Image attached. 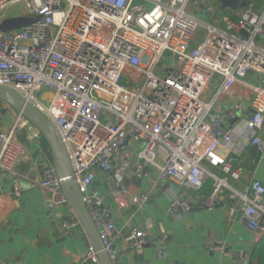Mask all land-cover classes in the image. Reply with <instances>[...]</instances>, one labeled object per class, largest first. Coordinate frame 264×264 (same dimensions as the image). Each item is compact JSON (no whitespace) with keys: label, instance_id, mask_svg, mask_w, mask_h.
<instances>
[{"label":"built area","instance_id":"built-area-1","mask_svg":"<svg viewBox=\"0 0 264 264\" xmlns=\"http://www.w3.org/2000/svg\"><path fill=\"white\" fill-rule=\"evenodd\" d=\"M214 5L215 0H0V25L37 19L25 28L0 31V86L21 96L56 129L111 264H119L118 240L132 252L147 243L144 232L129 222L122 237L110 210L90 191L97 171L113 170L114 157L121 163L129 159L126 143L144 166L157 171L160 184L182 189L169 201V213L186 212L189 204L211 209L226 198L229 212H239L255 240L264 236V184L253 180L240 190L229 184L242 175L229 161L233 153L243 154L248 144L264 150L259 137L264 48L258 45L264 39V0H248L238 12L221 15ZM8 10L16 15L6 16ZM43 88L51 94L38 100L34 93ZM6 109L0 101V110ZM242 112L244 124L228 128ZM27 127L18 113L13 127L0 133L1 172H12L27 153L24 143L32 140ZM40 171L41 178L31 182L49 207H68L52 164L42 159ZM208 181L209 192L198 197ZM111 195L119 208L128 205L126 197L135 207L152 197L126 189ZM78 224L69 214L60 227L68 235ZM84 237L82 232L79 238ZM87 261L98 264L92 246L81 262Z\"/></svg>","mask_w":264,"mask_h":264},{"label":"crops","instance_id":"crops-1","mask_svg":"<svg viewBox=\"0 0 264 264\" xmlns=\"http://www.w3.org/2000/svg\"><path fill=\"white\" fill-rule=\"evenodd\" d=\"M256 2L258 6L262 4V1ZM214 7L218 15L233 12L230 9L219 11L217 4ZM258 45L264 48V39L259 40ZM260 81L256 83L260 84ZM262 84L264 88V80ZM237 117L239 120L236 124L242 126L246 113L242 112ZM30 135L32 142L24 143L27 153L18 160L13 171H0V263L93 264L81 262L92 243L77 215L69 207H49L47 196L31 182L41 178L40 164L43 157L38 148L37 134ZM259 137L264 144V130ZM129 145H124L125 151L131 152L129 159L121 163L120 156L114 157V176L97 171L90 191L94 190L103 205L110 210L122 237L127 233L126 225L129 222L144 232L145 245L155 239H160V243L147 248L143 246L132 252L122 239L118 240L116 253L119 264H264V236L255 240L256 235L247 231L241 223L239 212H229L232 205L226 198L211 209L179 212L178 216H171L173 213L168 212L169 201L181 196L182 189L170 183L160 197H155L165 184L158 182L157 171L153 167L148 166L146 170L141 160L133 159L136 150ZM134 148L138 150L139 145ZM250 148L248 144L244 153L238 155L240 157L237 158V153L229 157L231 164L242 171L239 181L229 179L233 189L240 190L253 180L264 184V150L261 152L257 148L258 155L253 153V157L249 153ZM210 185L208 181L197 196H205ZM121 189L128 190L130 195L148 192L152 197L136 207L126 197L128 205L119 208L111 191ZM186 194L192 198L196 196L194 193ZM69 214L79 224L65 235L60 224L67 220ZM82 232L86 237L79 238ZM206 245L223 247L224 250L222 253L208 252ZM226 249L228 253L224 252ZM157 250H163L164 254L156 255ZM246 253L248 256L243 259ZM233 254H238V257H233Z\"/></svg>","mask_w":264,"mask_h":264},{"label":"water","instance_id":"water-1","mask_svg":"<svg viewBox=\"0 0 264 264\" xmlns=\"http://www.w3.org/2000/svg\"><path fill=\"white\" fill-rule=\"evenodd\" d=\"M218 10L223 11L225 9H230L232 11H238L245 7L246 1L244 0H215ZM35 19H11L6 20L0 25L1 32H7L11 30H18L25 28L30 23L34 22ZM0 101L5 103L9 108L15 110L21 116L28 121V123L34 126L37 131V143L38 148L42 154L43 159L52 164L55 169L56 177L59 180L61 191L67 200L68 207L77 215L78 219L84 226L85 230L89 234L91 239L92 247L94 248L98 263L99 264H111L108 259V256L103 251L102 245L98 238L96 229L94 228L87 211L84 208L82 202L81 194L79 193L77 184L72 175V168L70 161L68 159L67 153L64 149V146L61 143L59 135L54 128V126L32 105L26 102L21 96L15 93L12 90L0 86ZM8 109L0 110V113L4 115ZM239 118L237 117L234 121L230 123V127L233 124L238 122ZM253 157L254 154H257V146L251 145L250 152ZM254 153V154H253ZM241 156V155H240ZM237 155V158L240 157ZM133 159H137L136 155H133ZM237 162V159L235 160ZM239 167L241 165L238 164ZM245 165H243L244 167ZM147 170V167H145ZM115 173V168L112 171L106 174V176L113 177ZM25 184V181H22ZM168 187L167 184L162 186L161 191L155 197H160L164 189ZM199 206L189 204V209L186 212H194L201 210ZM185 212V213H186ZM179 212H174L171 216H178ZM155 243H160V239H155L149 242L147 245H144L145 248L154 245ZM224 252L228 253V249ZM164 254L163 250H157L156 255ZM246 253L243 257L245 259L248 255ZM121 264V263H120Z\"/></svg>","mask_w":264,"mask_h":264},{"label":"rangeland","instance_id":"rangeland-1","mask_svg":"<svg viewBox=\"0 0 264 264\" xmlns=\"http://www.w3.org/2000/svg\"><path fill=\"white\" fill-rule=\"evenodd\" d=\"M15 12H16L15 10H13V11L12 10H8L6 12V16L13 17V16L16 15ZM208 90H209V92H208V94L205 97H203V99H202L203 101H207L209 96H210V94L213 91L211 86L209 87ZM50 94H51L50 91H48V90L43 88V89H41L40 92L34 93V96L38 100H42L41 99L42 96H46V95H50ZM17 114H18V112H16L15 110H13V109H11L9 107H8V111L4 115H2L0 113V133H6L13 127V125H14V123L16 121V115ZM25 132H27V133L31 132L33 134L34 133L38 134L37 129L34 126L30 125V124H29V127L25 128Z\"/></svg>","mask_w":264,"mask_h":264},{"label":"trees","instance_id":"trees-1","mask_svg":"<svg viewBox=\"0 0 264 264\" xmlns=\"http://www.w3.org/2000/svg\"><path fill=\"white\" fill-rule=\"evenodd\" d=\"M210 190V189H209Z\"/></svg>","mask_w":264,"mask_h":264}]
</instances>
